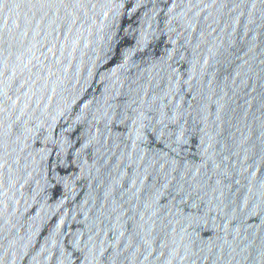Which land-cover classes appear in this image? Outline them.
<instances>
[{
  "label": "water",
  "instance_id": "95a60500",
  "mask_svg": "<svg viewBox=\"0 0 264 264\" xmlns=\"http://www.w3.org/2000/svg\"><path fill=\"white\" fill-rule=\"evenodd\" d=\"M0 264H264V0H0Z\"/></svg>",
  "mask_w": 264,
  "mask_h": 264
}]
</instances>
